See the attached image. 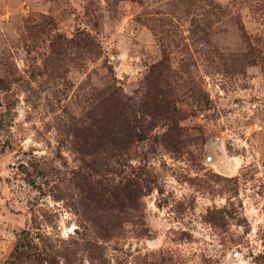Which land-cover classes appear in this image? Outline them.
Returning <instances> with one entry per match:
<instances>
[{"label": "rangeland", "instance_id": "obj_1", "mask_svg": "<svg viewBox=\"0 0 264 264\" xmlns=\"http://www.w3.org/2000/svg\"><path fill=\"white\" fill-rule=\"evenodd\" d=\"M0 264H264V0H0Z\"/></svg>", "mask_w": 264, "mask_h": 264}]
</instances>
